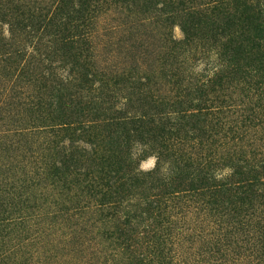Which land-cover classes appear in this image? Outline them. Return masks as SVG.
<instances>
[{"label":"trees","instance_id":"obj_1","mask_svg":"<svg viewBox=\"0 0 264 264\" xmlns=\"http://www.w3.org/2000/svg\"><path fill=\"white\" fill-rule=\"evenodd\" d=\"M114 8L138 27L158 24L160 78L173 96L152 94L150 78L131 81L130 74L113 77L98 68L92 39L101 17ZM27 15L32 20L22 27L29 18L14 17L11 34L37 37V47L52 34L51 43L64 53L59 64L51 59L42 67L37 80L87 92L94 104L89 112L75 109L86 102L76 103L56 87L47 102L36 104L49 110L36 118L42 121L33 126L37 134L70 142L58 144L61 160L52 174L72 176L70 182L109 207L112 218L121 216L118 209L133 189L150 191L139 215L121 222L126 228L144 215L149 222L150 244L141 258L131 253L134 264H264V0H54ZM27 43L32 41L0 57L22 65ZM198 63L203 68L196 71ZM19 66L12 78L28 68ZM118 84L128 85L122 107L115 101ZM135 143L158 151L152 171L139 170ZM167 158L172 167L164 173ZM128 232L116 237L127 251ZM185 241L196 248L188 257Z\"/></svg>","mask_w":264,"mask_h":264},{"label":"rangeland","instance_id":"obj_2","mask_svg":"<svg viewBox=\"0 0 264 264\" xmlns=\"http://www.w3.org/2000/svg\"><path fill=\"white\" fill-rule=\"evenodd\" d=\"M52 2L54 0H0V45L3 44L0 54L15 51L22 43L32 41L27 43L28 51L22 65H13L8 60L4 61L6 56L0 57V264H134L131 253L141 258L150 244L146 233L149 222L145 221V215L132 220L126 228L121 222L139 215L142 197L150 191L145 187L133 189L118 209L121 216L112 218L109 207H100L86 190L82 192V186L79 190V185L70 182L72 176L65 179L52 174V165L58 166L61 160L56 152L60 151L59 147H68L70 142L66 139L59 142L60 139L51 135L37 134L33 127L42 124L36 118L49 111L48 106L38 109L36 104L47 102L55 87L65 95H74L76 103L86 102L75 109L89 112L94 105L91 98L86 97L87 92H79L70 86H65L67 90H64L62 88L67 84L60 85L57 80L50 83L37 80L42 67L50 66L51 59H54L53 66L59 64L57 59L64 55L58 50L59 45L57 48L51 43L52 34L44 36L37 47V37L32 39L21 30L13 34L9 31L15 16L17 19L27 16L30 20H25L21 27L28 25L32 17L27 12L35 15L47 9ZM18 9L22 14H17ZM117 9H111L101 17L92 39L98 68L113 77L130 74L131 81L138 77L150 78L152 94L163 99L173 96L175 91L160 78L164 58L158 24L138 27L134 23L136 21L128 23L125 13ZM173 35L177 40L182 39L178 26L174 27ZM14 41L18 42L17 46ZM33 48H37L38 53ZM197 65L196 71L203 68L201 63ZM18 66L28 68L19 79L17 71L12 78L10 74ZM127 86L118 84L114 89L118 106L122 107L126 102ZM136 106L135 103L131 109ZM80 147L91 151L87 146ZM133 147L134 158L140 160L139 170L152 171L157 164L158 151L139 143ZM171 167V161L165 159L163 172ZM191 221L204 229L197 217L193 216ZM122 228L125 232L129 230L132 236L129 251L123 247H126L123 240L116 239ZM195 249L185 241L184 256L192 255Z\"/></svg>","mask_w":264,"mask_h":264}]
</instances>
